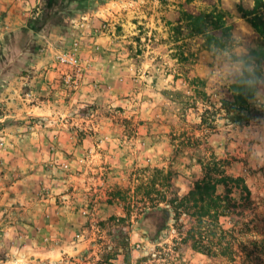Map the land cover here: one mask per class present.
I'll return each mask as SVG.
<instances>
[{"label":"rangeland","instance_id":"rangeland-1","mask_svg":"<svg viewBox=\"0 0 264 264\" xmlns=\"http://www.w3.org/2000/svg\"><path fill=\"white\" fill-rule=\"evenodd\" d=\"M62 1L46 20V0H0V264H264V119L221 109L238 58L264 50V6L193 0L232 27L218 50L188 0ZM221 171L251 191L243 225L225 220L233 255L182 244L186 216L150 240L147 210Z\"/></svg>","mask_w":264,"mask_h":264},{"label":"trees","instance_id":"trees-1","mask_svg":"<svg viewBox=\"0 0 264 264\" xmlns=\"http://www.w3.org/2000/svg\"><path fill=\"white\" fill-rule=\"evenodd\" d=\"M191 2L193 0H188L185 4L184 15L193 33L203 35L207 45L218 50L237 45L232 27L226 25L221 14L198 11L190 6ZM214 2L215 0H211V3ZM63 4L64 1L46 0L44 8L46 20L53 19L60 10H64ZM262 6L264 4L258 0V7ZM56 8L57 10L54 11ZM61 22L59 17L58 23ZM34 23L33 20L30 22L32 28L39 31L42 26H35ZM254 26L256 29L263 27L257 22ZM238 60L241 71L221 100V109L228 113L232 122L245 125L264 119V111L250 106L258 94L264 93V50L251 49ZM6 124L8 121L0 122V129ZM220 185L225 188L224 194L218 192ZM235 191L241 194L240 199L234 197ZM240 201L252 204L251 191L243 177L229 176L223 171L218 173L217 177L210 173L198 180L186 196L174 197L166 206L151 207L143 214L141 224L150 240L155 241L167 229L170 221L178 222L182 216H186L189 218V228L183 224L178 227L179 234L185 235L181 238L182 244L191 245L195 250L210 256H225L228 254L227 251L233 249L223 247L226 239L225 220L231 223L233 228L243 225V221L239 220L243 215L239 211L243 206ZM231 253L233 255L234 251L232 250Z\"/></svg>","mask_w":264,"mask_h":264}]
</instances>
